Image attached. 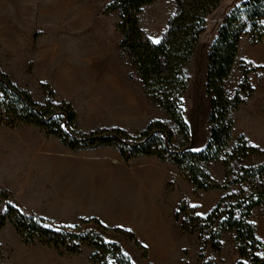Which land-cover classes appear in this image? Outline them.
<instances>
[{"label":"rangeland","instance_id":"1","mask_svg":"<svg viewBox=\"0 0 264 264\" xmlns=\"http://www.w3.org/2000/svg\"><path fill=\"white\" fill-rule=\"evenodd\" d=\"M115 0H0V69L39 104H69L78 116V129L91 134L120 129L135 136L150 123L162 121L176 133L178 146L186 139L166 113L154 106L128 56ZM245 0H226L208 18L205 34L186 68L187 93L182 108L189 127L188 147L203 151L211 137V106L207 94L208 54L225 15ZM176 14L175 0H158L145 7L140 26L152 42L163 39ZM157 44V43H156ZM264 68V43L249 38L241 44L238 61L226 83L233 96L243 82L244 69ZM253 93L234 114L231 155L238 139L264 151V72L249 76ZM226 155L203 164L218 184L226 180ZM263 157L237 159L242 167L260 166ZM0 189L22 210L42 218L52 228L78 233L98 231L83 221L96 219L113 232L133 264H250L238 253L235 232L221 239L215 252L201 243L199 234L184 232L176 215L182 203L206 217L240 185L229 190L196 192L177 166L156 158L140 157L127 163L115 148L72 151L58 139L35 127L10 129L0 124ZM250 222L264 242V209H255ZM95 250L60 255L53 248L26 245L8 223L0 231V264H94ZM204 254V259H200Z\"/></svg>","mask_w":264,"mask_h":264},{"label":"trees","instance_id":"2","mask_svg":"<svg viewBox=\"0 0 264 264\" xmlns=\"http://www.w3.org/2000/svg\"><path fill=\"white\" fill-rule=\"evenodd\" d=\"M157 1L115 0L110 10L118 13V28L123 36L120 47L135 69L145 95L166 113L186 143L178 146L176 133L162 121L150 123L135 136L120 129L81 133L77 125L78 116L71 105H56L51 100L45 104L37 103L1 69L0 124L10 129L35 127L72 151L112 147L127 163L140 157L172 163L196 192L229 190L240 185L238 194L224 197L206 217L197 215L195 209L182 203L176 218L178 221L182 219L184 232L199 234L201 243L217 253L222 250L223 235L235 232L241 259L250 264H264V242L258 238L256 227L250 222L255 209H264V163L242 167L237 174L233 171V163L237 159L264 158V151L250 146L244 137H240L232 154H225L233 139L234 114L244 104L242 96L253 93L249 76L252 72H264V68L258 67L244 69L242 84L233 96L229 95L226 83L238 61L243 40L249 38L254 45L264 43V0H245L231 8L210 48L206 88L212 129L210 141L203 151L188 147L190 131L182 108L188 86L186 68L205 34L208 18L226 0H175L176 14L163 39L156 44L144 35L140 22L144 8ZM223 155H226L224 166L227 175L225 182L218 184L203 164L218 161ZM8 223L14 226L26 245H44L57 250L60 255H78L84 247H89L95 250L94 264H133L119 243L105 239L109 232L133 238L129 233L119 229L110 231L96 219L82 223L94 225L98 231L78 233L72 228L49 227L42 218L11 202L9 193L0 189V231ZM200 259H204V254Z\"/></svg>","mask_w":264,"mask_h":264},{"label":"snow or ice","instance_id":"3","mask_svg":"<svg viewBox=\"0 0 264 264\" xmlns=\"http://www.w3.org/2000/svg\"><path fill=\"white\" fill-rule=\"evenodd\" d=\"M153 42H154V43H159V41H158V40H154ZM125 255H127V254H125Z\"/></svg>","mask_w":264,"mask_h":264}]
</instances>
